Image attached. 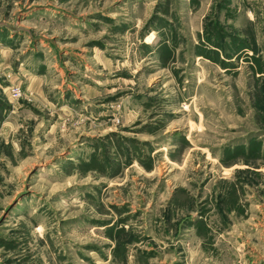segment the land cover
Instances as JSON below:
<instances>
[{"label": "rangeland", "instance_id": "374dc122", "mask_svg": "<svg viewBox=\"0 0 264 264\" xmlns=\"http://www.w3.org/2000/svg\"><path fill=\"white\" fill-rule=\"evenodd\" d=\"M0 264H264V0H0Z\"/></svg>", "mask_w": 264, "mask_h": 264}, {"label": "built area", "instance_id": "2783aa9c", "mask_svg": "<svg viewBox=\"0 0 264 264\" xmlns=\"http://www.w3.org/2000/svg\"><path fill=\"white\" fill-rule=\"evenodd\" d=\"M9 95L12 99H18L23 95L22 88L17 85H13L9 88Z\"/></svg>", "mask_w": 264, "mask_h": 264}]
</instances>
